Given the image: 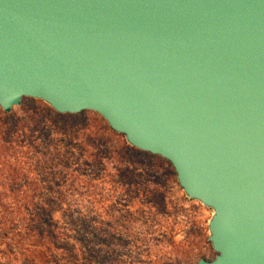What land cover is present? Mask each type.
<instances>
[{"label": "water", "instance_id": "1", "mask_svg": "<svg viewBox=\"0 0 264 264\" xmlns=\"http://www.w3.org/2000/svg\"><path fill=\"white\" fill-rule=\"evenodd\" d=\"M26 97L169 160L213 209L197 264H264V0H0V106Z\"/></svg>", "mask_w": 264, "mask_h": 264}, {"label": "trees", "instance_id": "2", "mask_svg": "<svg viewBox=\"0 0 264 264\" xmlns=\"http://www.w3.org/2000/svg\"><path fill=\"white\" fill-rule=\"evenodd\" d=\"M36 101L38 109H53L42 100ZM85 112L88 111L19 114L0 108V262L78 264L77 254L89 250L91 245L79 231L74 236L71 230L64 229L55 218V210L69 205L68 197L80 188H89L90 183L76 187L75 181L82 176L94 172L149 174L148 169L145 173L136 164L137 155L142 153L154 162V177L168 176L179 184L169 160L130 145L125 135L112 129L99 113L92 111L101 118H94L98 128L80 134L83 127L77 124L83 121L78 118ZM72 128H76L74 132L69 131ZM64 186L71 188L62 190ZM85 228L84 233L92 229L87 225ZM91 262L109 261L97 256Z\"/></svg>", "mask_w": 264, "mask_h": 264}, {"label": "rangeland", "instance_id": "3", "mask_svg": "<svg viewBox=\"0 0 264 264\" xmlns=\"http://www.w3.org/2000/svg\"><path fill=\"white\" fill-rule=\"evenodd\" d=\"M36 100L39 99L26 97L12 111H56L38 109ZM87 111L78 118L83 121L77 124L83 127L80 134L83 130L92 133L98 128L94 118L101 119ZM147 159L142 153L137 155L136 164L145 173L149 171L143 176L117 172L82 176L75 181L76 187L90 183L89 188H80L68 197L69 205L55 210V218L64 229L71 230L74 236L79 231L91 245L77 254L78 264H92L91 258L97 256L108 259V264H197L201 258H215L209 240L213 209L198 200L187 201L182 187L168 176L154 177V162ZM67 183L72 185V181ZM69 188L64 186L62 190ZM86 225L92 229L84 233Z\"/></svg>", "mask_w": 264, "mask_h": 264}]
</instances>
